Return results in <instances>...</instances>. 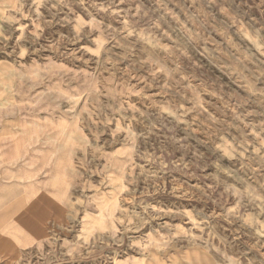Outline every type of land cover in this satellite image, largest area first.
Segmentation results:
<instances>
[{"label":"rangeland","instance_id":"rangeland-1","mask_svg":"<svg viewBox=\"0 0 264 264\" xmlns=\"http://www.w3.org/2000/svg\"><path fill=\"white\" fill-rule=\"evenodd\" d=\"M0 264H264V0H0Z\"/></svg>","mask_w":264,"mask_h":264}]
</instances>
